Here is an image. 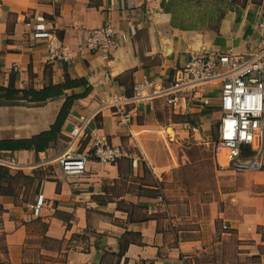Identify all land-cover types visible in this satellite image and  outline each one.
Returning a JSON list of instances; mask_svg holds the SVG:
<instances>
[{
  "label": "crops",
  "instance_id": "1",
  "mask_svg": "<svg viewBox=\"0 0 264 264\" xmlns=\"http://www.w3.org/2000/svg\"><path fill=\"white\" fill-rule=\"evenodd\" d=\"M211 7L192 21L197 26L183 27L167 0H0V86L39 89L67 77L85 82L65 91L77 97L54 144L39 152L0 150L28 165L44 161L23 170L0 167L5 173L0 178V264H198L210 244L201 230L186 237L174 218L170 223L159 215L163 177L171 172L153 163L149 139H159L154 112L163 105L158 100L135 104L130 121L122 124L104 103L110 95L130 94L144 77L168 83L192 52L218 50L246 58L264 48V24L259 25L264 0H220ZM39 22L69 47L71 63L48 60L45 41L35 31ZM106 24L118 33L108 56L80 52L85 29ZM201 90L208 103L198 98L186 112L199 106L219 110L216 88ZM65 96L41 105H0V140L49 129ZM91 114L86 132L97 129L129 148L138 157L135 167L128 157L115 163L91 157L82 175L60 170L54 159L65 147L66 134L80 116ZM215 158L223 207L214 204L213 213L227 230L214 225L210 241L234 235L236 253L258 258L238 263L235 254L224 264H264V167L236 173L226 166L221 149Z\"/></svg>",
  "mask_w": 264,
  "mask_h": 264
},
{
  "label": "built area",
  "instance_id": "2",
  "mask_svg": "<svg viewBox=\"0 0 264 264\" xmlns=\"http://www.w3.org/2000/svg\"><path fill=\"white\" fill-rule=\"evenodd\" d=\"M263 22L259 23L263 26ZM47 48L49 61L68 64L74 60L69 47L62 42L55 30L43 22L35 25ZM117 31L111 24L85 29V39L80 52H98L107 57L116 44ZM122 38L125 39L123 34ZM216 88L219 97L220 119L217 129V147L228 169L233 172H255L264 167V48L244 58L218 50L192 52L181 66L175 69L172 79L159 83L152 78L137 80L130 94H114L106 98L105 106L127 124L135 104H152L158 100L174 113H184L188 106L201 98L203 104L208 97L202 88ZM95 115L96 113H92ZM80 116L66 134L64 149L55 157L60 170L68 176L82 175L87 162L93 157L100 163H115L123 157L131 159L133 167L138 157L121 144L112 143L107 135L97 129L89 133L86 122L93 115ZM46 161V160H45ZM29 164L15 155L0 151V167L8 170H23L43 164ZM40 201L35 206L38 212ZM225 227V226H223Z\"/></svg>",
  "mask_w": 264,
  "mask_h": 264
},
{
  "label": "rangeland",
  "instance_id": "3",
  "mask_svg": "<svg viewBox=\"0 0 264 264\" xmlns=\"http://www.w3.org/2000/svg\"><path fill=\"white\" fill-rule=\"evenodd\" d=\"M218 1L167 0V4L180 26L191 27L197 26L192 21L207 15L212 11L211 6ZM200 108L185 114H175L161 106L154 112L159 122L156 130L162 136L155 131L158 141L149 139L152 149L150 153L154 164L167 167L166 171L171 172L169 178L162 173L164 191L162 212L159 215L167 218L170 223L168 219L174 218L175 227L185 230L186 237L192 235L193 230H201L199 234L203 233L206 242L210 244L199 255L198 264H224L225 259L230 258L232 261L235 254H238V263L246 262L248 258L251 261L258 260L254 255H239L235 252L234 246L238 241L234 235L219 234V243L213 244L210 241L214 225L219 226L221 231L227 230L222 222L215 220L213 213L214 204L218 208L223 207V201L220 200L223 186L218 183L219 165L215 158L220 112L216 107ZM187 230L192 232L187 233ZM258 250L262 252L263 245L259 244ZM255 255L259 257L260 254Z\"/></svg>",
  "mask_w": 264,
  "mask_h": 264
},
{
  "label": "trees",
  "instance_id": "4",
  "mask_svg": "<svg viewBox=\"0 0 264 264\" xmlns=\"http://www.w3.org/2000/svg\"><path fill=\"white\" fill-rule=\"evenodd\" d=\"M83 79H70L67 77L65 81L56 84L44 85L42 88L36 89L29 87L26 89L16 88L14 85L0 86V105H21L25 103H33L36 105L44 104L47 100L66 95L55 122L49 129L43 130L26 138L17 139H1L0 150H23L32 149L36 152L43 151L50 147L60 135L61 125L64 122L69 110L77 97L74 94H66V90L84 84ZM6 172V171H5ZM4 171H0V178H4Z\"/></svg>",
  "mask_w": 264,
  "mask_h": 264
},
{
  "label": "bare ground",
  "instance_id": "5",
  "mask_svg": "<svg viewBox=\"0 0 264 264\" xmlns=\"http://www.w3.org/2000/svg\"><path fill=\"white\" fill-rule=\"evenodd\" d=\"M171 132V131H170ZM224 159V158H223ZM223 165H225V164H223Z\"/></svg>",
  "mask_w": 264,
  "mask_h": 264
}]
</instances>
